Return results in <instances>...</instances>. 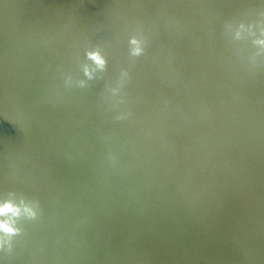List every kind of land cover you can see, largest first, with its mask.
<instances>
[{
    "label": "water",
    "instance_id": "95a60500",
    "mask_svg": "<svg viewBox=\"0 0 264 264\" xmlns=\"http://www.w3.org/2000/svg\"><path fill=\"white\" fill-rule=\"evenodd\" d=\"M5 201L0 264H264V0H0Z\"/></svg>",
    "mask_w": 264,
    "mask_h": 264
},
{
    "label": "clouds",
    "instance_id": "9594fccd",
    "mask_svg": "<svg viewBox=\"0 0 264 264\" xmlns=\"http://www.w3.org/2000/svg\"><path fill=\"white\" fill-rule=\"evenodd\" d=\"M133 43H136V41H133ZM139 52V48L134 50V54H139ZM89 58L94 61L97 66L103 68L105 60L99 54V52L89 53ZM85 71L86 74L90 75L87 69ZM22 212L28 214L29 216H35V212L27 206L21 208L12 201H5L3 203H0V217H7L6 219H0V233H3L7 236L15 235L18 232V229L14 226L11 218L18 217Z\"/></svg>",
    "mask_w": 264,
    "mask_h": 264
}]
</instances>
